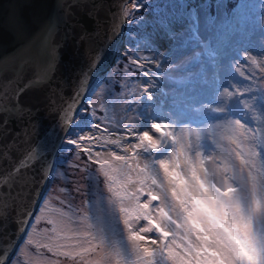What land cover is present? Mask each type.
Segmentation results:
<instances>
[{
  "label": "rangeland",
  "instance_id": "rangeland-1",
  "mask_svg": "<svg viewBox=\"0 0 264 264\" xmlns=\"http://www.w3.org/2000/svg\"><path fill=\"white\" fill-rule=\"evenodd\" d=\"M194 1L195 7L187 0H139L141 6L134 10L133 1L130 3L126 11L129 13L128 27L118 61L105 74L106 78L96 86L97 89L93 90L91 103L94 107L90 109L85 101L77 112L71 127L73 132L67 134L64 147L60 150L63 154L57 157L58 168L54 171L55 178L48 196L30 227L26 241L21 244L10 264H84L80 257L57 254L54 242L65 245L61 251L71 250V232L62 231L69 224L72 231L98 234L100 225L93 219L94 214H98L93 203L101 195L107 197L109 193L103 170L94 162L97 159L95 153H101L100 159H111L112 151L123 155L122 149L126 143L136 142L128 135L126 128L131 126L148 130L146 122H152L151 113L163 90H166L167 98H175L172 95L174 91L181 88L184 92L195 90L214 77L225 83L217 101H206L205 98L188 101L184 114L203 113L209 107L224 108L226 103L231 102L241 116L245 115L246 121L241 117H228L201 126L187 123L179 128L178 136L186 148L190 145L192 149L199 150L202 156L214 155L216 159L205 163L209 170H215L219 176L225 175V165L238 167L239 162L234 159L232 150L246 153L247 148H237V136L243 130L234 121L241 119L246 127L253 129L261 127V122H264V109L261 107L264 105V0L241 2L240 16L236 19L234 29H231L235 33L230 39L222 41L227 44L226 49L220 43L213 44V40H216L213 36L224 29L228 19L227 7H234L237 0H203L199 7H196V2L201 1ZM195 18H198V23H194ZM190 24L199 29L203 43L190 39V32L187 31ZM170 30L183 31L171 39L167 36ZM166 40L167 44H163ZM242 41L248 42V45L238 50L237 46ZM211 51L225 52L217 72L210 67ZM202 52L199 60H196L194 56ZM158 73L159 76L156 75ZM186 78H189L190 83H182L179 85L181 88L176 87V81L178 83ZM145 87H149L153 94L150 101L142 95ZM229 93L233 95L229 96ZM237 96L241 97L240 105L236 104ZM245 103L247 107L243 106ZM81 109L95 111L96 117L86 116ZM181 116L174 112L164 113L162 118L170 119H164L163 123L174 131L175 120ZM82 120L91 123L85 126ZM77 124L80 127H76ZM97 124L99 128L95 127ZM77 133L81 136H98L101 143L84 140L79 142V147L69 145L67 140L77 139ZM203 136L210 137L212 145L208 151L202 145ZM121 137H127V140ZM113 139L121 141L119 147L110 143ZM85 148H91V153L85 152ZM89 155L93 157L92 160H89ZM256 159L259 168L262 161L259 157ZM226 175L238 176V172L230 167ZM230 182L238 186L237 182ZM93 243L99 244V241ZM49 247L53 250L49 251ZM98 255L99 249L85 259H96Z\"/></svg>",
  "mask_w": 264,
  "mask_h": 264
},
{
  "label": "snow or ice",
  "instance_id": "snow-or-ice-1",
  "mask_svg": "<svg viewBox=\"0 0 264 264\" xmlns=\"http://www.w3.org/2000/svg\"><path fill=\"white\" fill-rule=\"evenodd\" d=\"M140 6L139 0H133V10ZM194 23H198V18ZM17 26L23 29L19 22ZM182 31L170 30L167 34L175 39ZM187 31L191 40L203 43L198 28L190 24ZM99 58L97 53L93 64ZM43 82L39 78L29 81L17 91L14 104L0 106V113L6 117L2 122L5 126L9 115L19 118L31 114L30 108L20 104L19 96L29 87ZM142 95L149 101L153 99L149 87L143 89ZM241 103L237 96L236 104ZM261 107L264 109V105ZM208 110L221 113L224 119L235 115L231 108L209 107ZM71 111L72 105H69L64 117L66 124L72 122L68 117ZM81 111L86 116L96 117L95 111ZM164 119L170 117H153L146 131L127 127L128 135L136 142L126 143L123 155L112 151L111 159H100L101 153H95L94 162L103 170L109 193L93 203L98 213L93 219L100 225L98 234L75 232L70 224L66 225L62 231L71 232V250L61 251L65 245L54 242L57 254L80 257L84 264H264V135H257L264 133V122L253 129L246 127L241 119L234 121L243 130L238 133L237 148H247V152L233 149L238 167L225 165V175L219 176L205 163L216 157L202 156L190 145L186 148L175 132L169 130V125L163 123ZM81 123L89 126L91 122L82 120ZM67 131L72 134L73 129ZM76 135L77 139L67 140L69 145L79 147V142L84 140L101 143L98 136ZM121 139L127 140V137ZM120 142L110 141L118 147ZM84 151L91 153L92 149ZM257 157L262 161L259 168ZM88 158L93 159L91 155ZM35 162L31 153L25 155L7 177H0V185L15 183L19 173ZM230 167L238 176L226 175ZM230 181L237 182L238 186ZM97 240L99 244L93 243ZM98 249V258L85 259ZM52 250L49 247V251ZM6 253L7 249H0V256ZM0 264H6V260L0 258Z\"/></svg>",
  "mask_w": 264,
  "mask_h": 264
},
{
  "label": "water",
  "instance_id": "water-1",
  "mask_svg": "<svg viewBox=\"0 0 264 264\" xmlns=\"http://www.w3.org/2000/svg\"><path fill=\"white\" fill-rule=\"evenodd\" d=\"M130 1L0 0V106L14 104L17 91L29 81H44L19 96L31 114L9 115L5 126L0 113V177H7L29 153L36 161L15 183L0 185V249H7L0 258L6 264L39 208L67 129L125 41ZM97 53L100 58L93 64ZM69 105L72 122L66 124Z\"/></svg>",
  "mask_w": 264,
  "mask_h": 264
},
{
  "label": "bare ground",
  "instance_id": "bare-ground-1",
  "mask_svg": "<svg viewBox=\"0 0 264 264\" xmlns=\"http://www.w3.org/2000/svg\"><path fill=\"white\" fill-rule=\"evenodd\" d=\"M133 0H131L129 3H128V5H127V7H126V10H125V12L127 11V8H128V6L130 5V3L132 2ZM126 21H127V15H126ZM128 22V21H127ZM127 27H128V25H126V30H127ZM167 36H168V34H167ZM213 38H215L216 40H213V44H214V42H216L217 44H219V41H218V31L217 32H215L214 33V36H213ZM125 39V38H124ZM123 41V40H122ZM120 42V44H119V46H118V48L116 49L117 50V55H115V57H114V59H113V61L111 62V60H112V58H111V60L109 59V61L107 62V63H110L111 62V65H110V67H109V69H108V71L109 70H111L114 66H115V64L117 63V61H118V57H119V54H120V50H121V46H122V44H123V42ZM167 42H168V40H166L163 44H167ZM173 47V46H172ZM204 52H202V53H200V54H196L194 57H196V60H199V58H200V55L201 54H203ZM108 64H105L104 65V67L105 66H107ZM177 83V81L175 82V84ZM91 88H93V84H92V86L90 87V89ZM89 89V90H90ZM94 93H92V94H86V97H85V99H84V101H83V103L85 102V101H87V106L90 108V109H92L94 106H93V104L91 103V98H92V95H93ZM167 94H166V90H163L162 91V93L159 95V97L157 98V100H156V103H155V105H154V108H153V111H152V113H151V117L153 118V117H156V116H159V117H162L163 116V110H164V108H165V103H166V100H167ZM82 103V104H83ZM82 104H81V106L79 107V109L80 108H82ZM79 109H78V111H79ZM77 111V112H78ZM77 114V113H76ZM76 117V116H75ZM149 122H146V124H148ZM67 134H68V132H66V134H65V136H64V142H65V138H66V136H67ZM62 147H64V146H60V149H59V151L57 152V154H56V157H55V160H54V163L55 162H57L58 161V156H60V155H62L63 154V151H60L61 150V148ZM57 158V159H56ZM54 165V164H53ZM52 169H53V167H52ZM50 181V180H49ZM48 188H49V185H47V189H46V191L48 190ZM35 214H36V212L31 216V219L32 218H34V216H35ZM35 221H36V219H35ZM35 223V222H34Z\"/></svg>",
  "mask_w": 264,
  "mask_h": 264
},
{
  "label": "trees",
  "instance_id": "trees-1",
  "mask_svg": "<svg viewBox=\"0 0 264 264\" xmlns=\"http://www.w3.org/2000/svg\"><path fill=\"white\" fill-rule=\"evenodd\" d=\"M106 77H104V79H105Z\"/></svg>",
  "mask_w": 264,
  "mask_h": 264
}]
</instances>
